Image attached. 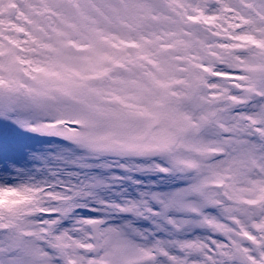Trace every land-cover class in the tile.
I'll return each instance as SVG.
<instances>
[{"label":"snow or ice","instance_id":"1","mask_svg":"<svg viewBox=\"0 0 264 264\" xmlns=\"http://www.w3.org/2000/svg\"><path fill=\"white\" fill-rule=\"evenodd\" d=\"M0 264H264V0H0Z\"/></svg>","mask_w":264,"mask_h":264}]
</instances>
